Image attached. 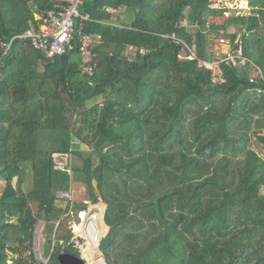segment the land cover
<instances>
[{"label": "trees", "instance_id": "obj_1", "mask_svg": "<svg viewBox=\"0 0 264 264\" xmlns=\"http://www.w3.org/2000/svg\"><path fill=\"white\" fill-rule=\"evenodd\" d=\"M211 1L85 0V32L100 38L93 76L77 52L49 60L13 44L0 68V264H44L30 203L56 216V194L72 182L107 206L106 264H264V160L251 148L253 137L264 145V0H246L250 14L223 24L209 19L231 9ZM60 3L0 0V38L38 29ZM120 9L133 14L130 24L113 22ZM230 27L240 35L234 48L263 78L250 83L252 65H222L225 83L214 85L198 67L211 58L213 34L234 41ZM173 35L195 45L197 60ZM54 154L68 156L72 175L55 169ZM27 165L33 184L24 194L12 183L22 184ZM62 240L64 252L80 256L70 233ZM61 248L46 264H59Z\"/></svg>", "mask_w": 264, "mask_h": 264}, {"label": "built area", "instance_id": "obj_2", "mask_svg": "<svg viewBox=\"0 0 264 264\" xmlns=\"http://www.w3.org/2000/svg\"><path fill=\"white\" fill-rule=\"evenodd\" d=\"M84 2L85 0H61V3L55 10L47 12L38 29L30 28L9 40L0 38V68L4 59L9 55L13 44L18 41L27 42L35 51L42 53L49 60L68 53L77 52L83 63L82 73L87 76H93L95 64L93 62L94 54L92 50L100 44V38L95 34L85 32V24L92 20L89 14L81 12ZM234 9L236 12L247 11V1L236 0ZM171 40L175 46L183 47L187 51V58L189 60H197L194 44L187 46L175 35L171 37ZM209 48L210 60L197 61L199 68L209 71L214 85L225 83L221 71L222 65H231L234 68H245L248 65H252L254 76L250 78V83H253L259 77L263 78L261 71L243 55L242 49L240 47L234 48V43L222 34L212 35ZM135 50L133 46H128V55H132ZM138 53L145 55L148 51L140 48L138 49ZM53 158L56 161V170L66 171L70 174L69 168L67 169L64 166V162L67 161L68 156L61 157L58 154H54ZM41 261L44 264L47 263L46 260Z\"/></svg>", "mask_w": 264, "mask_h": 264}, {"label": "rangeland", "instance_id": "obj_3", "mask_svg": "<svg viewBox=\"0 0 264 264\" xmlns=\"http://www.w3.org/2000/svg\"><path fill=\"white\" fill-rule=\"evenodd\" d=\"M235 4H236V0H223V1L222 0H212L211 1L212 6L228 7L229 9H231V11H228L224 16H221L218 18H213V17L210 18L209 23L223 24L228 18V16H232L235 13L236 14L239 13L238 15L240 16H245V15L250 14L249 10L247 12L237 11L238 12L237 13L236 10L234 9ZM227 33L232 34V36H235L234 41H232L234 45L240 41V35L238 34L237 30L234 27H230ZM219 34H222V33H219ZM253 76H254V73H251L250 78H252ZM72 115H73L72 113L67 112V120L70 121L71 119V122L73 123L74 120L72 119H74L75 117L73 116L71 118ZM85 116H87L88 119H90L89 117H92V114L88 116L87 112H85ZM47 141H48V138H47ZM73 143L75 147L80 146L78 149L87 150V147L83 145L81 142H79L77 138H74ZM78 143L80 144L78 145ZM251 148L264 160V145L260 143L258 140H255L254 137L252 138V141H251ZM80 164H81L80 159L76 158L74 166H78ZM23 168L26 172V175L23 179L22 184L19 186V184L17 183V180L15 179L13 180L12 184L14 187L20 189V191L25 194L31 190L33 179H32L31 165L24 166ZM69 172H70V175L73 174L71 169H69ZM4 186H5V182L0 179V195L3 192ZM94 186H95V182H94ZM56 196H57L56 209L58 211V215L56 216L55 215L47 216L44 212H42L39 209V206L36 202L30 203V208L34 216L38 218V225H37L36 232H35L36 242L34 241V252L40 261L41 260L47 261V259L53 253L54 245H56L58 242L62 246L60 252H64V249L68 247L69 244L67 243L65 244L62 238L69 233L71 234L70 243L74 244V247L78 249L79 254L81 255L80 246L85 243V240L75 230V227L80 226L83 223H85L86 218L88 217L90 213L95 212L96 213L95 216L98 217V215L101 214L102 212V208L100 206H102L104 209L103 216H102V223L106 226L104 218H105L107 206L103 203V201L100 198L97 204H93V202L90 201V196H89L88 189L86 186L82 185L81 183L72 182L69 193L58 192ZM68 202L71 203V208L69 209L67 208ZM73 205L74 206L76 205L79 207L72 208ZM94 206H96L95 210L94 208H92ZM80 207L81 209H79ZM106 228H107V231L105 235L101 237V239L105 238L110 230L108 226H106ZM151 229H152L151 227H147L142 230V233L146 234L147 231H149V234L151 236L153 235V232H154V231H151ZM101 239H100V242H101ZM48 242L51 243V248L49 252L46 253L45 250H47V248L45 247L47 246ZM100 242H99V245H100ZM103 264H106L105 259H104Z\"/></svg>", "mask_w": 264, "mask_h": 264}, {"label": "bare ground", "instance_id": "obj_4", "mask_svg": "<svg viewBox=\"0 0 264 264\" xmlns=\"http://www.w3.org/2000/svg\"><path fill=\"white\" fill-rule=\"evenodd\" d=\"M99 217L96 213H90L86 218L85 223L76 226L75 230L83 237L85 243L80 246L81 256L85 259L87 264H103L104 259L99 252V242L103 235H105L107 228L102 223L103 207ZM99 208V206H98ZM102 240V239H101Z\"/></svg>", "mask_w": 264, "mask_h": 264}, {"label": "water", "instance_id": "obj_5", "mask_svg": "<svg viewBox=\"0 0 264 264\" xmlns=\"http://www.w3.org/2000/svg\"><path fill=\"white\" fill-rule=\"evenodd\" d=\"M35 240L36 239H34V241ZM99 252L103 257V254L101 253L100 248H99ZM103 259H104V257H103ZM57 261L59 264H87L85 259L81 255L79 257H77L73 254L66 253V252H60L57 255Z\"/></svg>", "mask_w": 264, "mask_h": 264}, {"label": "crops", "instance_id": "obj_6", "mask_svg": "<svg viewBox=\"0 0 264 264\" xmlns=\"http://www.w3.org/2000/svg\"><path fill=\"white\" fill-rule=\"evenodd\" d=\"M112 14V20L115 23L121 24L122 23H126V24H130L133 20V14L131 12H127L126 10L120 9L118 11H111ZM41 23L39 24L38 28L40 27ZM127 52V51H126ZM128 54V53H127Z\"/></svg>", "mask_w": 264, "mask_h": 264}]
</instances>
